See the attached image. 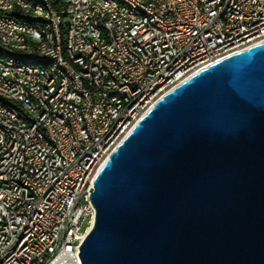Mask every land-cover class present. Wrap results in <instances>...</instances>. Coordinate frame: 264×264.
I'll use <instances>...</instances> for the list:
<instances>
[{
	"label": "built area",
	"instance_id": "1",
	"mask_svg": "<svg viewBox=\"0 0 264 264\" xmlns=\"http://www.w3.org/2000/svg\"><path fill=\"white\" fill-rule=\"evenodd\" d=\"M125 1L137 5V0ZM219 1H226V11L218 10ZM17 3L0 0V22L7 34L36 33L7 22ZM70 3L72 51L86 53L82 69L97 71L95 84L76 83L63 105L40 107L51 75L15 64L0 66L4 88L16 93L10 102L19 107V101H28V109H22L26 122L0 108V127L5 129L0 137V244L10 245V253H0V264H81L79 247L96 215L89 190L109 148H117L153 101L189 72L264 43V0H215L203 9L192 7L190 0H176L174 12L151 13L153 28L97 0ZM87 6H94V16H87ZM97 21L105 22L108 35L95 29ZM127 21H134V29L123 32ZM102 36L118 37V44L107 49L106 58L97 59V66H87V59L94 58L89 43L101 46ZM56 43L51 57H57ZM133 50H142V58L133 57ZM25 83H33V90H25ZM127 96L135 97V105L119 112ZM47 109H54V118H47ZM1 116H9V124H1ZM17 127H25V135H16ZM40 130L48 131L45 145L33 142ZM85 131H92V139H85ZM16 139H23L21 155L4 153V146ZM28 192H35L36 201H27Z\"/></svg>",
	"mask_w": 264,
	"mask_h": 264
},
{
	"label": "water",
	"instance_id": "2",
	"mask_svg": "<svg viewBox=\"0 0 264 264\" xmlns=\"http://www.w3.org/2000/svg\"><path fill=\"white\" fill-rule=\"evenodd\" d=\"M93 184L81 264H264V43L165 94Z\"/></svg>",
	"mask_w": 264,
	"mask_h": 264
},
{
	"label": "bare ground",
	"instance_id": "3",
	"mask_svg": "<svg viewBox=\"0 0 264 264\" xmlns=\"http://www.w3.org/2000/svg\"><path fill=\"white\" fill-rule=\"evenodd\" d=\"M13 6V13L7 15V22H17V28L31 29L36 33H26V36H11L0 22V66L17 65L21 69L46 70L51 77L44 83V98L40 99V107L63 105L64 98H68V92L75 90L76 83L80 85H92L96 83L97 71L86 68V53L72 51L71 17L68 12L73 11L70 0H19ZM105 4L106 9L118 10L131 19L142 18L144 28H153V14L174 12L176 0H137V5L125 0H97ZM215 0H190L192 7L203 9L204 3H214ZM260 3V0H253ZM219 11H226V1H219ZM29 15V16H27ZM87 16H94V6H87ZM37 17V18H35ZM54 18V19H53ZM55 23L57 26L55 28ZM95 29L101 30V35H108L104 21L95 22ZM134 29V21H127L123 25V32ZM56 43L57 57H51L52 46ZM118 44V37L102 36L101 46L97 41H90L89 50L94 58L87 59V66H97V59L106 58L107 49H114ZM257 45V44H255ZM133 57L142 58V50H133ZM228 56H222V59ZM219 62L213 61L212 64ZM212 64L208 65L211 66ZM206 67V68H208ZM199 72H189L188 77L171 85V91L187 81L191 76ZM62 81V84H61ZM61 90L59 94V87ZM25 90H33V83H25ZM55 97V98H54ZM16 100V93L12 88H4V82L0 81V108L2 111L12 114L17 122H26V114L22 109H28V101H19V107H15L10 101ZM157 101H153L151 109ZM135 105V97L127 96L119 103V112H126L127 108ZM47 118H54V109H47ZM1 124H9V116H1ZM132 132L129 131V134ZM16 135H25V127H17ZM0 137H5L4 127H0ZM85 139H92V131H85ZM48 141V131L40 130L39 134H33V142L37 145H45ZM23 139H16L12 145L4 146V153L21 155ZM116 148H109V155ZM99 170L95 172V178ZM27 201H36L35 192H28ZM0 253H10L9 244H0Z\"/></svg>",
	"mask_w": 264,
	"mask_h": 264
}]
</instances>
